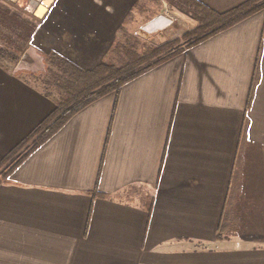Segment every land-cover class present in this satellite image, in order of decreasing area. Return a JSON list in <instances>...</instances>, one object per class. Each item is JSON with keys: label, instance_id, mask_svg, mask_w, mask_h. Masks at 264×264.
Here are the masks:
<instances>
[{"label": "crops", "instance_id": "0c3cea01", "mask_svg": "<svg viewBox=\"0 0 264 264\" xmlns=\"http://www.w3.org/2000/svg\"><path fill=\"white\" fill-rule=\"evenodd\" d=\"M136 1L61 0L36 34L91 70ZM29 74L0 64V159L57 107ZM0 264H264V9L34 150L0 185Z\"/></svg>", "mask_w": 264, "mask_h": 264}, {"label": "rangeland", "instance_id": "374dc122", "mask_svg": "<svg viewBox=\"0 0 264 264\" xmlns=\"http://www.w3.org/2000/svg\"><path fill=\"white\" fill-rule=\"evenodd\" d=\"M59 1L61 0H0V17L10 13L14 16L12 19L6 20H26L36 26L32 37L28 41H23L16 31L11 30L8 26L4 27L0 23L3 34V37L0 38V45L8 47L11 52L20 56L30 48L44 56L45 70L29 74L28 78L35 83L43 94L52 95V97L49 95L47 97L53 101L64 96L60 88V85L64 83V78L60 68L50 63L49 56L52 53L61 58L64 56L50 48V31L43 30L42 34H36V31L40 25H43L44 29L47 27L51 29L49 23L51 16H53L51 7ZM43 2L49 11L44 17H40L44 8L39 6ZM200 12L196 5L187 0H137L134 3L133 17H130L127 20L128 23L126 22L127 24L121 26L118 32L107 40L105 56L99 64H113L125 72L146 69L147 63H134V61L175 39L179 40L178 44L185 46L187 43L183 36L199 24L196 16ZM161 16H165L169 20L168 25L164 28H160L156 24ZM29 28V25H25L20 29L26 34L29 32ZM162 33L166 37H163ZM22 47H25L24 50L19 52V48ZM17 63L5 61L3 65L13 68ZM31 144L32 141H27V139L21 143L14 150L13 160L25 153Z\"/></svg>", "mask_w": 264, "mask_h": 264}, {"label": "trees", "instance_id": "16d2710c", "mask_svg": "<svg viewBox=\"0 0 264 264\" xmlns=\"http://www.w3.org/2000/svg\"><path fill=\"white\" fill-rule=\"evenodd\" d=\"M187 1L196 5L201 11L196 16L199 24L183 36L187 44L182 46V44H178L179 40L175 39L152 50L146 56L138 57L134 63H147L146 69L125 72L122 68H118L113 64L101 63L91 70H86L67 58H61L59 55L52 53L49 56L50 63L57 65L63 74L64 83L60 85V88L64 96L61 99L54 100L57 104L56 109L27 137V141H32V144L25 153L13 160L15 153L13 150L8 156L0 159V185L8 181L12 173L34 150L55 135L83 107L112 92H115L118 97L122 86L127 82L180 54L185 49L209 39L218 32L264 9V0H247L224 12L215 11L199 0ZM8 15L1 16L0 23L4 27L8 26L11 30L16 31L23 41H28L32 37L36 26L26 20L8 21L6 19H12L14 14L10 15L8 13ZM25 25L30 26L29 32L26 34L20 29ZM1 37H3V34L0 28ZM24 48H19V52H22ZM20 57L19 54L11 52L8 47L0 45L1 65L5 61L17 63ZM49 97H52V95H49ZM95 194H98V191H95Z\"/></svg>", "mask_w": 264, "mask_h": 264}, {"label": "water", "instance_id": "95a60500", "mask_svg": "<svg viewBox=\"0 0 264 264\" xmlns=\"http://www.w3.org/2000/svg\"><path fill=\"white\" fill-rule=\"evenodd\" d=\"M44 4L45 2L40 5V8H44L43 10H45L46 7ZM45 66L46 62L44 60V56L38 54L32 48L24 51L17 63L18 70H28L34 74L36 72L45 70Z\"/></svg>", "mask_w": 264, "mask_h": 264}, {"label": "built area", "instance_id": "2783aa9c", "mask_svg": "<svg viewBox=\"0 0 264 264\" xmlns=\"http://www.w3.org/2000/svg\"><path fill=\"white\" fill-rule=\"evenodd\" d=\"M162 22H165V23L162 24ZM168 22H169V20H168L165 16H161V17L157 20L156 24L158 25V27H160V28H164L166 25H168Z\"/></svg>", "mask_w": 264, "mask_h": 264}, {"label": "bare ground", "instance_id": "6f19581e", "mask_svg": "<svg viewBox=\"0 0 264 264\" xmlns=\"http://www.w3.org/2000/svg\"><path fill=\"white\" fill-rule=\"evenodd\" d=\"M41 12H42V9H41ZM165 22H162V24H164Z\"/></svg>", "mask_w": 264, "mask_h": 264}]
</instances>
